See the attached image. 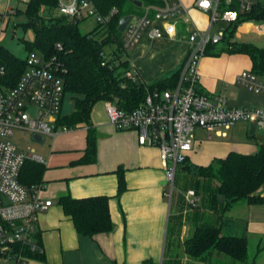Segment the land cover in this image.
Returning <instances> with one entry per match:
<instances>
[{"label":"crops","instance_id":"obj_1","mask_svg":"<svg viewBox=\"0 0 264 264\" xmlns=\"http://www.w3.org/2000/svg\"><path fill=\"white\" fill-rule=\"evenodd\" d=\"M13 1L20 4L27 0ZM181 1L186 12L177 19L173 39L143 36L127 53L129 65L147 84L178 69L188 49L187 35L208 27V13L199 10L194 5L195 0ZM237 1L241 5H251L264 0ZM227 25L226 22L225 28ZM231 40L263 47L264 20L239 23ZM222 45L220 42L201 59L198 90L223 97L230 107L264 109V97L234 82L240 72L251 71L249 57L218 52L217 48ZM238 123L224 134L195 128L194 146L184 166H206L229 152L253 154L258 145L264 143V136H256L255 128H258L254 124L245 122V126H240ZM89 126L96 136L93 163H77L86 143L87 126L82 125L86 132L80 155L54 167L59 170L48 169L45 165L41 196L51 200L52 205L39 215L36 226L44 259L28 258L27 264H237L215 250L200 259H193L186 253V240L203 224L219 225L222 233L245 237L247 260L238 264H264V202L236 201L220 215L209 209L205 201L190 208L184 196L176 197L172 206L173 193L169 198V186L156 147L139 145L136 131L116 130L108 121L94 125L90 122ZM119 167L123 169L125 190L116 196ZM64 195L72 198L107 196L112 230L93 238L77 233L58 204V198ZM260 196L264 197V193ZM200 201L199 198L198 203ZM224 219L230 223H222Z\"/></svg>","mask_w":264,"mask_h":264},{"label":"built area","instance_id":"obj_2","mask_svg":"<svg viewBox=\"0 0 264 264\" xmlns=\"http://www.w3.org/2000/svg\"><path fill=\"white\" fill-rule=\"evenodd\" d=\"M219 1L195 0L194 5L208 13V27L187 35L188 49L172 89L148 92L144 101L130 111L104 101L105 113L113 128L134 130L139 145L158 149L169 186V198L177 166L184 163L193 149L192 132L195 128L224 134L242 121L264 131L263 108L230 107L223 97L200 92L197 88L201 59L211 51L210 47L219 45L223 36L222 31L214 32L213 26L218 21L231 23L237 19L233 10L220 11ZM248 8L249 5H241L243 10ZM56 10L60 16L93 19L99 24L110 22L117 13L111 8L100 14L89 0H60ZM184 12L186 7L181 0H159L158 4L144 5L140 14L132 15L122 32L123 50L128 53L143 36L173 39L177 19ZM24 60V70L13 86L7 87L0 81V258L4 264H27L24 251L43 254L36 226L39 215L52 205L51 200L41 196L43 184L26 187L19 182L25 160L44 165L45 161L36 154L19 149L12 139L14 132L18 130L31 136L54 139L58 134L77 127L59 122L64 95L63 70L36 51L28 52ZM2 73L0 68V80ZM125 75L132 81L140 80L131 66ZM234 82L264 97V78L252 71L240 72ZM183 196L190 208L197 207L199 198L194 190H186Z\"/></svg>","mask_w":264,"mask_h":264},{"label":"trees","instance_id":"obj_3","mask_svg":"<svg viewBox=\"0 0 264 264\" xmlns=\"http://www.w3.org/2000/svg\"><path fill=\"white\" fill-rule=\"evenodd\" d=\"M89 1L100 14H105L111 8H115L117 13L110 22H95L89 31L83 32L79 27L80 19L52 13L57 9L60 0H27L23 10H15V13H23L25 21L14 25L23 32H33V39L24 41L27 53L39 52L63 70L64 94L70 95L73 110L69 115H61L59 122L70 127L87 126L85 147L82 156L77 160L81 164L96 160V136L89 126L95 103L111 101L117 108L130 111L144 101L148 92L172 89L180 74L178 68L150 84L141 80L132 81L125 75L130 66L128 54L122 48L123 34L117 29L118 21L122 16L140 14L144 5L158 4L159 0ZM133 1H140L141 6L134 5ZM218 8L220 11L233 10L237 13L236 21L228 23L224 29L221 38L223 45L217 48L218 52L248 56L251 71L264 78V46L256 47L250 43H235L231 40L239 23L264 20V1L253 3L247 10H243L237 0H220ZM24 67V58H19L0 44V68L3 70L0 81L3 84L7 87L13 86ZM185 162L178 165L179 171L192 173L197 188L195 193L205 194L204 201L214 213L220 215L240 200L249 204L264 202V197L258 195V191L264 187V143L259 144L253 154L229 152L224 158L215 159L206 166H184ZM45 168L42 163L25 160L19 173V182L26 187L42 184ZM116 174V196H120L125 190L123 169L119 167ZM175 184L176 173L173 187ZM108 201L109 198L104 195L84 198L64 195L58 198V204L64 215L72 221L76 232L91 238L97 234L108 233L113 228ZM222 223L230 221L224 219ZM18 248L21 249L19 246ZM213 250L235 262L244 263L247 260L245 237L222 233L219 225L197 226L185 242V251L193 259H200ZM23 253L27 258L44 259L42 255L27 251Z\"/></svg>","mask_w":264,"mask_h":264},{"label":"rangeland","instance_id":"obj_4","mask_svg":"<svg viewBox=\"0 0 264 264\" xmlns=\"http://www.w3.org/2000/svg\"><path fill=\"white\" fill-rule=\"evenodd\" d=\"M19 3L20 4L13 0H0V4L2 5V9L0 10V14L2 15L0 18V44L4 45L13 54L23 59L27 56L24 41H31L33 39V32L31 30L23 32L20 28L14 26L16 23L25 21L22 12L15 13L16 9L23 10L24 8V3ZM52 13L57 14V10H53ZM94 24L95 22L93 19H85L79 22V27L83 32H87L94 26ZM225 26L226 22L219 21L214 25V31H222ZM72 110V99L69 94L65 93L62 99L60 113L62 116H66L69 115ZM102 121L106 122L108 121V118L104 109V101H99L92 107L90 122L94 125V123ZM245 124V122L241 121L237 125L245 126ZM85 132L86 128L82 127V125H78V127L70 133H60L54 139L47 136L42 143H39L33 141L29 133L17 130L14 132L12 139L19 149L31 152L43 158L48 169L59 170L54 167L68 163L73 157H78L80 155V149L84 147ZM192 134H194V131ZM255 134L256 136H264V131L255 128ZM244 140L245 137H242L241 141ZM191 174V172L187 173L186 171L181 173L179 171V166L177 167L176 184L172 191V206L174 205L175 198L183 196L186 190L192 189L196 191L197 188L194 183L195 179L192 178ZM197 195H199L198 198L201 200L198 204H202L205 200L204 194L199 192ZM223 256L226 260H230L233 263L235 262L230 257L226 255ZM0 264H4L1 258Z\"/></svg>","mask_w":264,"mask_h":264},{"label":"water","instance_id":"obj_5","mask_svg":"<svg viewBox=\"0 0 264 264\" xmlns=\"http://www.w3.org/2000/svg\"><path fill=\"white\" fill-rule=\"evenodd\" d=\"M133 4L138 6V7L141 6L140 1H133ZM131 18H132V15H126V16H122L119 19L117 29L120 33H122L124 31L126 25L131 20ZM31 138L33 141H36L39 143H42L44 141V138L42 136H38V135H32ZM263 193H264V187L258 191V195H262Z\"/></svg>","mask_w":264,"mask_h":264}]
</instances>
